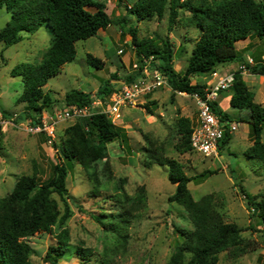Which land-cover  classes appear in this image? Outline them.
<instances>
[{"label":"rangeland","instance_id":"obj_1","mask_svg":"<svg viewBox=\"0 0 264 264\" xmlns=\"http://www.w3.org/2000/svg\"><path fill=\"white\" fill-rule=\"evenodd\" d=\"M136 1L123 0L121 3L119 0H100L106 4L113 24L106 30H100L95 37L77 42L76 59L63 66L60 73L49 80L44 90L54 100L53 108L63 109L66 106L65 95L72 90L91 93L95 98L106 81L112 82L115 88L125 83L138 62L129 26L137 29L140 38L160 42L159 39L168 37L175 46L174 68L178 73H184L201 32L184 11H181L180 23L170 32L169 8L162 20L154 17L138 22L126 8L130 9ZM87 9L95 11L92 7ZM123 17L129 19V26L124 30L120 25ZM10 20L11 15L5 9H0V30ZM51 39L50 29L43 26L35 34H25L19 44L0 47V126L3 132L0 144V202L13 191L21 176L36 174L40 181H45L56 163L67 162L57 154L52 144L43 141L42 134L33 135L26 130L27 121L15 122L17 115L26 112L25 104L18 103L24 83L20 77H13L11 71L22 63L40 64ZM237 48L240 52L248 51L245 58L261 55L264 59V40L252 37L238 43ZM88 54L100 59L104 63L103 68L90 66ZM241 65L238 62L227 64L219 71L236 72ZM114 74L120 81L112 78ZM243 76L255 93V101L264 106V77L249 71ZM199 77L195 82L209 85L206 83L209 76ZM232 93L229 89L221 94L218 100L220 107L231 116H245L246 111H236L230 107ZM3 111L9 113L7 118L3 117ZM53 112V109H49L43 112V116L50 118ZM198 114L196 101L186 93H174L170 85L157 90L133 108H123V119L118 127L124 129L126 137L109 144L107 160H99L90 171L79 164H74L69 171L67 186L73 197L72 201L69 200L72 217L63 227L55 226L52 233L39 232L25 239L34 251L30 257L31 263L48 264V249L57 245L58 235L67 229L70 241L60 264H103L107 258L113 260L114 264H168L181 243L176 229H193V226L186 210L170 201L176 185L168 179V168L156 164L151 168L145 166L143 150L155 143L163 150L164 156L176 159L189 177L217 170L208 178L193 180L189 184L190 191L195 200L213 195L225 221L238 225L243 230V239L254 248L240 257H234L230 251L223 252L217 264H264L263 226L251 217L252 211L238 186L241 184L251 195H264V164L250 162L244 156V152L253 144L250 127L234 121L236 128L232 133L233 139L218 157H206L193 150L182 154L176 147L180 141L177 122L181 118H189L195 125ZM76 122L68 120L57 123L54 141L59 144L65 130ZM107 163L109 171L105 170ZM93 171L98 175L100 186L91 177ZM143 186L147 194L146 203L138 217L125 227L124 237L105 230L94 219V216L118 211L120 204L116 202V197L121 201H125V196L136 197ZM94 192L98 195H93ZM54 198L63 212V202L57 195ZM102 219L107 222V218ZM78 248L91 249L93 256L82 260L77 255Z\"/></svg>","mask_w":264,"mask_h":264},{"label":"trees","instance_id":"obj_2","mask_svg":"<svg viewBox=\"0 0 264 264\" xmlns=\"http://www.w3.org/2000/svg\"><path fill=\"white\" fill-rule=\"evenodd\" d=\"M119 1L122 3L123 0ZM87 7L95 8V11H90ZM126 8L138 22L154 17L162 20L169 8L170 32L180 23L181 11L187 12L190 22L201 32V37L191 52L187 68L181 74L174 68L175 46L168 37L159 39L160 42L140 38L137 29L129 26V19L123 17L120 25L123 30L129 26L128 31L132 36V45L138 58V68L125 79V82L131 83L142 77L146 66L145 60L150 58H152L150 66L159 69L167 77L174 93L189 95L198 93L204 96L207 85L195 82V78L209 76L220 67L235 62L245 65L251 74L264 77L263 57L255 55L252 58L254 60L252 65L248 60L250 57L245 58L248 51L240 52L237 48L238 43L252 37L264 40V2L137 0L134 6L129 7L130 9ZM0 9H5L11 15V20L0 30V47L8 48L19 44L24 40L25 34H35L43 26H47L52 34L50 47L40 64L22 63L11 71L13 77H20L24 83V91L18 103L25 104L26 112L17 115L15 122L27 121L28 125L34 126L39 124L44 111L55 109L54 100L44 88L51 78L60 73L63 66L76 59L77 42L95 37L100 30H106L113 24V21L107 13L106 4L100 0H0ZM87 62L97 69L104 66V63L92 54L87 55ZM234 76L230 107L247 113L241 117L231 116L232 114L220 107L219 101L213 102L214 113L227 124L224 137L219 144V153L221 154L231 143L233 134L229 124L237 121L250 127L253 139L252 146L244 152V156L250 162L263 165L264 106L255 101V93L246 83L243 72L237 70ZM112 78L120 81L116 74ZM112 84L106 81L98 89L96 96L103 98L111 95L116 90ZM93 99V94L80 90H72L65 95L68 107L89 106ZM1 113L4 118L9 116L6 111ZM193 126L189 118H181L177 122L180 141L176 147L182 154L194 151L191 143ZM123 130L114 125L107 115L95 114L69 126L59 144L52 141L57 154L67 162L56 163L45 181H40L36 174L21 176L13 191L0 202V264H32L30 257L34 251L25 239L39 232L52 233L55 226L63 227L73 215L69 203L73 197L67 186L70 169L74 168V164H79L86 171H90L99 160H107L109 144L126 137ZM2 134L0 126V144ZM42 136L43 141H49L46 135ZM162 152L163 150L155 143L145 147L143 150L146 156L145 166L151 168L156 164L168 168V179L171 184L176 185V191L170 197V201L186 210L193 226V229H176L181 243L168 264H217L223 252L230 251L234 257H240L253 250L251 244L243 239V230L238 225L225 221L213 195L195 200L190 191L189 184L193 180L198 177L201 180L208 178L216 174L217 170H208L198 176L189 177L176 159L166 157ZM109 169L107 163L105 170ZM91 177L96 185H101L95 171ZM238 186L252 211L251 217L263 226L264 233V195H251L241 184ZM54 195L63 202V212ZM93 195L98 193L94 192ZM116 199L120 204L118 211L94 216V219L105 230L124 237L125 227H128L131 220L136 219L139 211L144 208L147 200L146 189L143 186L136 197L125 196V201L117 197ZM102 218H107V222ZM57 239V245L51 246L46 253L48 264H60L59 261L64 258L66 246L70 241L67 229H64ZM77 255L85 261L93 256V251L78 248ZM103 264H114V261L107 258Z\"/></svg>","mask_w":264,"mask_h":264},{"label":"built area","instance_id":"obj_3","mask_svg":"<svg viewBox=\"0 0 264 264\" xmlns=\"http://www.w3.org/2000/svg\"><path fill=\"white\" fill-rule=\"evenodd\" d=\"M152 58L145 60L144 75L131 83H122L119 88L109 96L95 97L89 106H65L63 109H54L53 115L44 117L42 115L39 124L27 125V131L33 135L44 134L49 138L48 143L52 144L55 140L56 124L63 121H79L83 118L91 117L95 114H105L119 126L123 119L122 109L133 108L137 103L142 102L148 95L169 85L167 77L159 70L153 69L151 64ZM250 64H254L252 58H248ZM137 64L135 65L136 70ZM243 75L247 69L245 65L239 68ZM213 83L207 85L204 90V96L201 94L190 95L198 106L197 123L193 126L191 137L192 148L200 155L206 157H218L219 144L226 131V123H223L218 115L213 111L212 104L219 100L222 93L227 92L233 87L234 72L222 73L219 70L209 75ZM189 95V94H188ZM231 133L236 128L233 123L229 124Z\"/></svg>","mask_w":264,"mask_h":264},{"label":"crops","instance_id":"obj_4","mask_svg":"<svg viewBox=\"0 0 264 264\" xmlns=\"http://www.w3.org/2000/svg\"><path fill=\"white\" fill-rule=\"evenodd\" d=\"M199 78H200V77H196L195 80H197V79H199ZM244 79H245V78H244ZM206 80H207L206 83H208V84H210V85L213 83V79H211L210 77L206 78ZM230 99H231V97H230ZM230 99H229V103H230Z\"/></svg>","mask_w":264,"mask_h":264}]
</instances>
